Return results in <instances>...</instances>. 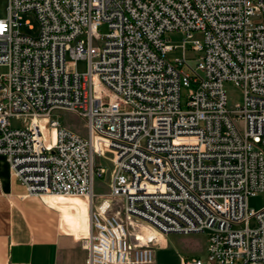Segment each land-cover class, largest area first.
<instances>
[{
  "label": "built area",
  "instance_id": "1",
  "mask_svg": "<svg viewBox=\"0 0 264 264\" xmlns=\"http://www.w3.org/2000/svg\"><path fill=\"white\" fill-rule=\"evenodd\" d=\"M0 69V156L28 195L86 201L85 264H154L159 236L203 232L182 264H264L247 205L264 194V0H7Z\"/></svg>",
  "mask_w": 264,
  "mask_h": 264
},
{
  "label": "crops",
  "instance_id": "2",
  "mask_svg": "<svg viewBox=\"0 0 264 264\" xmlns=\"http://www.w3.org/2000/svg\"><path fill=\"white\" fill-rule=\"evenodd\" d=\"M86 201L75 196L28 195L0 156V264H85ZM163 237L154 264H182L186 256Z\"/></svg>",
  "mask_w": 264,
  "mask_h": 264
},
{
  "label": "rangeland",
  "instance_id": "3",
  "mask_svg": "<svg viewBox=\"0 0 264 264\" xmlns=\"http://www.w3.org/2000/svg\"><path fill=\"white\" fill-rule=\"evenodd\" d=\"M6 5L7 0H0V18H4L6 16ZM21 25L18 28V31L21 34L29 35L35 37L38 31V23L36 18L31 13L21 14ZM31 27L32 29H29ZM198 38V36H195ZM166 39L168 40L167 44L171 45H181L183 36L179 33H168L166 35ZM189 46L187 45V48ZM191 52L187 51V55H190ZM174 55H179V53H174ZM87 69L86 60H78L75 66H68V70L76 71L78 73H83ZM3 70L0 69V73ZM224 90L226 92L228 102L230 105L239 104L242 101V93L239 88H237L233 83L226 82L224 83ZM187 94L186 89L181 90V99L184 101L185 96ZM53 119L59 120L61 123H64L65 126L80 135H85V130L83 128V122L80 118L75 115L64 113V112H55L52 115ZM11 125L13 127H21V122L16 120H11ZM94 192L97 194H102L106 196L109 192L108 186V175L101 179H96L94 183ZM248 209L252 211H257L264 207V194H257L255 196L249 197L247 201ZM256 223L254 219L250 221V227H255ZM173 239L178 245L181 247L180 253L186 256V260L192 259H201L203 260L206 255V233H192L189 235H182L178 233H172Z\"/></svg>",
  "mask_w": 264,
  "mask_h": 264
},
{
  "label": "bare ground",
  "instance_id": "4",
  "mask_svg": "<svg viewBox=\"0 0 264 264\" xmlns=\"http://www.w3.org/2000/svg\"><path fill=\"white\" fill-rule=\"evenodd\" d=\"M48 196L67 197V196H61V195H46V197H48ZM89 231H90V220L88 221V225L83 230V236H86L89 233ZM162 241H163V237L159 236V240L157 242V245H159Z\"/></svg>",
  "mask_w": 264,
  "mask_h": 264
}]
</instances>
